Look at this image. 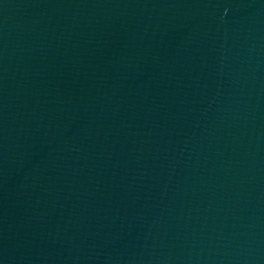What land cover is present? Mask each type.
Instances as JSON below:
<instances>
[{
    "label": "water",
    "instance_id": "water-1",
    "mask_svg": "<svg viewBox=\"0 0 264 264\" xmlns=\"http://www.w3.org/2000/svg\"><path fill=\"white\" fill-rule=\"evenodd\" d=\"M0 264H264V0H0Z\"/></svg>",
    "mask_w": 264,
    "mask_h": 264
}]
</instances>
